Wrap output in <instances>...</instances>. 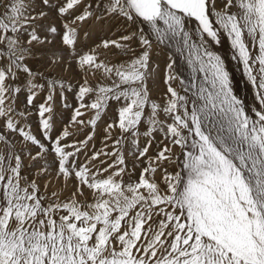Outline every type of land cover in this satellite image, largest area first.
Instances as JSON below:
<instances>
[{"label": "rangeland", "instance_id": "1", "mask_svg": "<svg viewBox=\"0 0 264 264\" xmlns=\"http://www.w3.org/2000/svg\"><path fill=\"white\" fill-rule=\"evenodd\" d=\"M215 1L212 71L264 165V0L255 33ZM163 2L0 0V264H264V217L183 85L213 111L209 82L159 42ZM167 2L187 40L202 1Z\"/></svg>", "mask_w": 264, "mask_h": 264}, {"label": "bare ground", "instance_id": "2", "mask_svg": "<svg viewBox=\"0 0 264 264\" xmlns=\"http://www.w3.org/2000/svg\"><path fill=\"white\" fill-rule=\"evenodd\" d=\"M200 1H202L203 4L201 2L200 5L199 3L196 2L195 7H197V9L193 11L192 16H190L188 20V27L191 34L189 38H187V40L186 38H182L181 27L175 28L174 27L175 25L172 24L175 15L171 16L170 20L169 18H167L169 17V15L173 14L172 6L170 9V6L167 4L168 3L167 0H165V3L163 2L164 5H166L167 7H165L166 10L163 12V14L161 13L162 15L160 16L161 17V19L159 20L160 29L159 28H155V29L157 30L156 31L157 35L163 39V42L159 41L162 44V47L168 50V52L170 51L171 54L173 55L176 62V68H178V74L180 75L181 79H183V75L181 73V71L183 70H184V74H186L189 77L191 76L188 74L196 73V71L200 73H204L203 77H206L207 81L209 82L208 88L211 92L208 93L210 96H208L207 102L209 101L213 102L212 103L213 111L208 110L206 107L207 105L205 106L203 104V101L206 100L205 99L202 100L203 94L200 93L198 89V86L200 85L194 84V82L192 81L193 79L190 82L184 77L183 80L184 88L186 90H189L192 97L195 99L196 102L195 105L197 106L196 111L198 112L200 124L203 130L222 151H224L228 156L232 158L234 163H236L238 168H240V170L243 172L244 174L243 179H245L246 184H248L250 187V191L254 203H256V206H258L262 216L264 217V165L258 159L256 149L254 148L253 143L246 134L247 132L244 133L245 132L243 128L244 126L242 127L241 121L237 114V109L233 107L232 101L228 93L223 88V86L218 84L212 71L214 68L213 65L211 64L212 63L211 60L213 59L211 57L213 54V52L211 51L213 50L211 38H212L213 29L215 30L217 29V24H215L216 23L215 22L213 23V25L211 24L212 27L208 28V26H210V23L212 22L211 21L212 16L214 17L216 16L215 19L217 21V16H219V13H217L214 9L213 2L215 0H200ZM221 1L222 0H216L215 2L216 4L220 5ZM224 1H228L229 6L228 8L227 7L226 8L229 11V13H231L232 15L235 14L236 19L241 24V29L243 30L244 28L243 24H244L246 25V27L249 26V30L254 31L255 33V31L257 30V25H255L253 19L255 17V14L252 12L254 11L253 8L255 7V0H224ZM194 3L195 2H193V4ZM159 11L161 10L159 9ZM157 14L159 17L160 13L158 12ZM167 21H169V23ZM174 21H176V19ZM245 29L244 31L246 32L249 31ZM258 29L261 30V28ZM216 56L221 58V55L218 53H216ZM255 57L257 59L262 60V57H260V55L257 53ZM187 62H190L192 65L193 64L194 65L189 66L190 63L187 64ZM233 67L236 70L241 69L239 63L237 64L235 63ZM202 68L204 72H202L201 70ZM170 173H172L171 170L169 172V175ZM154 179L158 181L156 183L157 186L160 187L163 186L165 188L173 189V184H172L173 182L171 183L168 182V180H162L157 176H155ZM148 191L149 189H147V192ZM95 198H99V196L95 195ZM97 200L98 199L94 201L96 202Z\"/></svg>", "mask_w": 264, "mask_h": 264}]
</instances>
